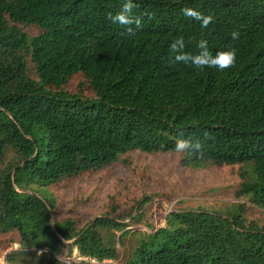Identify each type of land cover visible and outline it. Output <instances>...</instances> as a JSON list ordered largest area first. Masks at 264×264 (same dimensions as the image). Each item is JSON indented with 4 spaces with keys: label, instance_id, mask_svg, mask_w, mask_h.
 I'll return each mask as SVG.
<instances>
[{
    "label": "trees",
    "instance_id": "1",
    "mask_svg": "<svg viewBox=\"0 0 264 264\" xmlns=\"http://www.w3.org/2000/svg\"><path fill=\"white\" fill-rule=\"evenodd\" d=\"M121 2L0 0V234L19 243L8 264H53L69 240L88 260L117 259L132 233L122 218L52 222L46 188L127 151L177 153L181 134L200 144L180 152L185 165H240L236 196L264 210V0H134L142 27L132 33L107 18ZM185 7L213 19L202 28ZM178 37L189 52L200 38L213 54L234 49L235 62H173ZM76 73L91 97L65 88ZM245 211H170L164 226L132 234L123 264H264V226Z\"/></svg>",
    "mask_w": 264,
    "mask_h": 264
},
{
    "label": "rangeland",
    "instance_id": "2",
    "mask_svg": "<svg viewBox=\"0 0 264 264\" xmlns=\"http://www.w3.org/2000/svg\"><path fill=\"white\" fill-rule=\"evenodd\" d=\"M20 28L33 36L38 29L33 25ZM83 75L71 76L65 88L68 92L91 97ZM182 153L127 151L107 166L77 176L67 177L46 188L53 201L50 219L59 222L72 219L78 228L95 217H121L132 233L123 236L122 244L115 245L118 258L97 262L80 256L72 240L64 241L59 253L52 255L53 264H123L135 246L132 235L136 231L150 232L165 225V216L173 210L205 209L225 212L233 203H244L245 216L264 226V210L246 198H238L240 165L207 164L192 167L182 162ZM120 231L117 232L119 234ZM19 250L17 241L10 242L0 234V264H8L10 252ZM36 256L46 248L36 250ZM35 256V257H36ZM42 258V264H45ZM88 260V261H87ZM20 264L21 260H17ZM22 264H36L26 259Z\"/></svg>",
    "mask_w": 264,
    "mask_h": 264
},
{
    "label": "clouds",
    "instance_id": "3",
    "mask_svg": "<svg viewBox=\"0 0 264 264\" xmlns=\"http://www.w3.org/2000/svg\"><path fill=\"white\" fill-rule=\"evenodd\" d=\"M136 7L134 0H122L120 9L116 13H108L107 18L115 25H122L128 33H132L135 29L142 27L140 16L134 15L133 9ZM186 17H191L200 22L202 28L207 27L213 19L211 15L202 14L200 11L193 8L185 7L181 9ZM149 17L151 13L148 14ZM233 40L237 39L239 32L233 30L231 33ZM197 51L189 52L185 50V43L182 37L173 39L168 46L170 59L173 62H181L191 64L195 68H215L218 71L229 68L235 62V50L225 49L217 51L213 54L208 47V41L200 38L195 45ZM200 144L190 138H184L181 134L174 143V151L177 153L189 149H199Z\"/></svg>",
    "mask_w": 264,
    "mask_h": 264
}]
</instances>
